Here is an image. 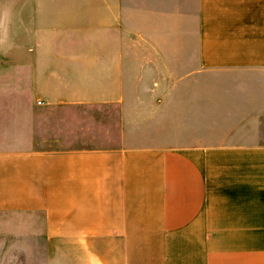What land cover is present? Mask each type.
Masks as SVG:
<instances>
[{
  "label": "crops",
  "instance_id": "0c3cea01",
  "mask_svg": "<svg viewBox=\"0 0 264 264\" xmlns=\"http://www.w3.org/2000/svg\"><path fill=\"white\" fill-rule=\"evenodd\" d=\"M84 1L23 2L40 44L0 42L69 118L39 142L64 147L0 149V264H264V0ZM95 109L117 143L70 146L113 126Z\"/></svg>",
  "mask_w": 264,
  "mask_h": 264
},
{
  "label": "rangeland",
  "instance_id": "374dc122",
  "mask_svg": "<svg viewBox=\"0 0 264 264\" xmlns=\"http://www.w3.org/2000/svg\"><path fill=\"white\" fill-rule=\"evenodd\" d=\"M32 0H9L10 5V22H11V38L8 40H1L4 47L10 49H17L19 53H24L27 49H33L34 46L39 45V41L34 37V32L31 30V14L33 6H23V2ZM45 1L46 16L48 19L55 14L57 18L73 20L85 16L86 7L89 3L84 0H41ZM130 6L135 2L134 0H127ZM48 2H52L48 3ZM133 18V17H132ZM62 33L58 36L57 43L66 44L67 42L76 43L83 42L81 37H75L72 34ZM50 43H44L50 45ZM25 56L16 54L11 58L0 55V149L3 148H18L19 146L31 145L33 148L42 146V148H61L66 145L65 140H60L58 137L63 136V130L54 135L52 141L46 139L42 140L41 136L44 134L51 135L53 129L51 126L55 125L57 128H64V122L69 121L68 116H64V112L68 108L64 105L58 104H44L43 101L38 100L37 96L34 99V88L30 86L28 72L25 66L14 68L13 65L17 62H25ZM96 111V112H95ZM100 110H90V113H97L95 118L98 120H105L109 122L111 127L107 130L100 128V130L93 132V136L89 133L86 137L72 140L70 146H90L100 145L101 142H108V145L116 144L117 140L110 137L117 138L116 124V109H110L109 114L101 113ZM44 112V113H42ZM105 121H103L105 123ZM106 126V123H105ZM40 130V132H38ZM55 130V129H54ZM58 130V129H57ZM108 137H107V136ZM82 137V136H81ZM85 140L86 142H82ZM61 141V142H60ZM34 143V144H31ZM45 143L46 145H40ZM105 144V143H104ZM110 144L109 146H112ZM69 146V147H70Z\"/></svg>",
  "mask_w": 264,
  "mask_h": 264
}]
</instances>
